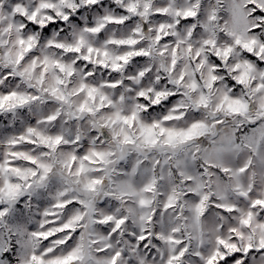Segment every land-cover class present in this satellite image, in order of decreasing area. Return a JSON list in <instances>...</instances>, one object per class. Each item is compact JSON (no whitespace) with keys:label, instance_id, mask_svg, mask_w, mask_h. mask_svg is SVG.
Instances as JSON below:
<instances>
[{"label":"snow or ice","instance_id":"6c2138e0","mask_svg":"<svg viewBox=\"0 0 264 264\" xmlns=\"http://www.w3.org/2000/svg\"><path fill=\"white\" fill-rule=\"evenodd\" d=\"M0 264H264V0H0Z\"/></svg>","mask_w":264,"mask_h":264}]
</instances>
